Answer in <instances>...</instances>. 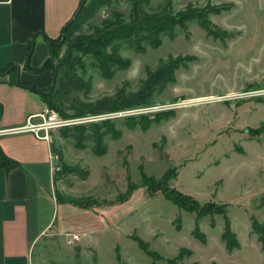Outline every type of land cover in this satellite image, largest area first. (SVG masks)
I'll list each match as a JSON object with an SVG mask.
<instances>
[{
  "label": "rangeland",
  "instance_id": "obj_1",
  "mask_svg": "<svg viewBox=\"0 0 264 264\" xmlns=\"http://www.w3.org/2000/svg\"><path fill=\"white\" fill-rule=\"evenodd\" d=\"M102 1L101 11L78 33H93L116 11L129 21L136 2ZM149 4L156 9L170 5L175 14L197 18L177 27L175 39L163 38L156 49L135 53L124 47L121 54L131 66L111 78L100 75L91 57L78 55L82 62L75 72L91 89L72 99L88 102L120 90L137 92L147 70L171 57L186 66L153 105L117 113L123 115L116 122L122 136L105 139V156L94 155L93 144L80 150L59 131L52 133L51 145L63 152L67 164L62 170L57 161L54 197L64 204L77 200L97 214L65 213L60 204L55 228L64 224L67 231L41 236L34 264H264L263 244L252 229L253 221L264 225V0ZM202 20L212 23L220 37L210 36ZM68 107L60 109L72 115ZM52 110L67 123L86 120ZM165 112L172 114L146 131L131 129L124 120ZM170 191L201 204L224 205L226 215L198 219L169 201L164 193ZM226 222L236 241L232 251L222 238ZM73 233L82 238L75 245L68 244ZM139 239L158 254L155 260L139 247Z\"/></svg>",
  "mask_w": 264,
  "mask_h": 264
},
{
  "label": "trees",
  "instance_id": "obj_2",
  "mask_svg": "<svg viewBox=\"0 0 264 264\" xmlns=\"http://www.w3.org/2000/svg\"><path fill=\"white\" fill-rule=\"evenodd\" d=\"M102 4V0H95L91 3H88V0H82L67 31L65 33L62 32L58 39L46 38L50 45V58L54 60V63L47 61L44 66L34 72L39 74L46 70L52 71V82L47 89L40 90L21 81L20 85H18L40 95L47 108L57 109L64 118H93L153 105L155 99L163 93L169 84L175 81L177 70L186 66V63L179 57H171L168 61L161 62L156 69L147 70L146 78L137 92L126 93L124 90H120L115 96H106L88 102L72 99V96L79 91L88 94L91 89V83L80 78L75 72L80 62H82L78 55L91 57L95 61V67H97L100 75L105 78H111L118 71L127 70L131 66V61L124 58L121 54L124 47L135 53H145L147 47L156 49L163 43V38L175 39L177 27L183 26L186 22L197 18L193 13L175 14L170 5L156 9L150 7L149 0H136L130 13L129 21L124 19L121 12L116 11L113 13L112 18L104 21L102 26L97 27L93 33H78L88 19L96 16L101 11ZM199 22L210 36L220 37L217 32H214L215 28L208 20ZM32 48L33 42L28 58L32 55ZM63 48L66 49V52L61 55ZM28 68L30 69L29 64ZM6 73H12L13 83L17 85L16 80L19 77V69L15 67L12 71H10V68L0 71V74ZM63 104L69 105L68 109L73 111L72 115L60 109ZM171 114L172 112H165L145 116H132L126 117L124 120L131 129L139 126L143 131H146L153 124L167 119ZM116 122L117 118L88 121L61 128L59 132L64 139H71L77 149L85 150L89 147V144H93L92 151L94 155L102 157L108 152L105 139L110 137L113 140H118L122 136L121 130L117 129ZM52 152L56 155L62 170H64L67 164L64 161L63 152L54 146H52ZM18 166L19 163L9 158L0 146V168L8 173ZM75 169L80 171L78 167ZM80 172L82 173V170ZM161 187L162 184L159 182L158 189ZM132 191H129L128 199L132 195ZM150 191L152 192V188H150ZM164 195L179 209L195 213L198 219L207 216L226 215L224 205L213 202L201 204L178 191H170L164 193ZM59 201L57 199L59 204L65 203L61 202V200ZM67 202L83 209L89 207L85 204H79V201L74 199ZM177 220L180 219L178 218ZM252 229L259 236L264 248V225L253 221ZM222 238L230 251L236 248L235 237L229 222L225 224ZM138 243L139 247L147 255L154 260L157 258L158 254L151 251L145 241L139 239ZM171 264L179 263L177 260H173Z\"/></svg>",
  "mask_w": 264,
  "mask_h": 264
},
{
  "label": "crops",
  "instance_id": "obj_3",
  "mask_svg": "<svg viewBox=\"0 0 264 264\" xmlns=\"http://www.w3.org/2000/svg\"><path fill=\"white\" fill-rule=\"evenodd\" d=\"M82 0H0V71L19 68V78L40 90L52 82V71L34 72L50 59L48 39H58L74 17ZM35 47L26 68L31 44ZM40 95L13 83L12 73L0 74V146L19 163L6 172L0 168V264H34V246L47 232L57 228L60 204L54 197L57 157L51 143L30 133L7 134L27 119L45 110ZM67 212H92L62 204ZM82 209V210H81ZM70 235V234H68ZM74 235L79 240L71 242ZM82 240L79 233L68 244ZM80 248V246H78Z\"/></svg>",
  "mask_w": 264,
  "mask_h": 264
},
{
  "label": "built area",
  "instance_id": "obj_4",
  "mask_svg": "<svg viewBox=\"0 0 264 264\" xmlns=\"http://www.w3.org/2000/svg\"><path fill=\"white\" fill-rule=\"evenodd\" d=\"M109 116V115H107ZM107 116H99L93 118H86L85 121H74L72 123H67L64 121L56 111L46 108L42 112L32 115L27 119L25 125L15 128L12 130L4 131L7 134H20V133H30L34 135L38 140L51 143L52 133L59 131L61 128L85 123L88 121H99L105 119ZM123 116L122 114H114L108 118H118ZM79 240V235H74L71 242Z\"/></svg>",
  "mask_w": 264,
  "mask_h": 264
},
{
  "label": "water",
  "instance_id": "obj_5",
  "mask_svg": "<svg viewBox=\"0 0 264 264\" xmlns=\"http://www.w3.org/2000/svg\"><path fill=\"white\" fill-rule=\"evenodd\" d=\"M80 10V9H79ZM73 22V18L64 26L63 28V32L65 33L67 31V29L69 28V26L72 24ZM35 47V41L33 42V48L32 51L34 50ZM30 58L27 59V64L24 66V68L27 67L28 63H29ZM48 61H51L52 63H54L53 59H49ZM19 69V68H18ZM17 85H20V78L18 77L16 80Z\"/></svg>",
  "mask_w": 264,
  "mask_h": 264
},
{
  "label": "bare ground",
  "instance_id": "obj_6",
  "mask_svg": "<svg viewBox=\"0 0 264 264\" xmlns=\"http://www.w3.org/2000/svg\"><path fill=\"white\" fill-rule=\"evenodd\" d=\"M202 100H204V99H198V100H196V101H202Z\"/></svg>",
  "mask_w": 264,
  "mask_h": 264
},
{
  "label": "flooded vegetation",
  "instance_id": "obj_7",
  "mask_svg": "<svg viewBox=\"0 0 264 264\" xmlns=\"http://www.w3.org/2000/svg\"><path fill=\"white\" fill-rule=\"evenodd\" d=\"M50 59H51V58H50ZM48 60H49V59H48ZM48 60H47V61H48ZM47 61H46V62H47Z\"/></svg>",
  "mask_w": 264,
  "mask_h": 264
}]
</instances>
